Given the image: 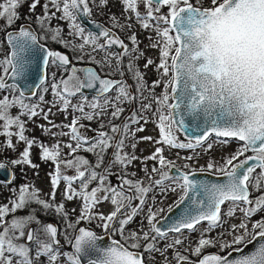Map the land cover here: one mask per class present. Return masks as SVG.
I'll return each instance as SVG.
<instances>
[{"label": "snow or ice", "instance_id": "snow-or-ice-1", "mask_svg": "<svg viewBox=\"0 0 264 264\" xmlns=\"http://www.w3.org/2000/svg\"><path fill=\"white\" fill-rule=\"evenodd\" d=\"M24 2L0 0V20L4 21L0 31L5 34L4 41L0 43L8 46L6 55L0 58V136L6 139L2 146L9 149H15L13 137L25 145L20 158L11 160V165L37 168L31 159V150L38 145L40 159L53 162L54 170L49 173L52 189L49 199L41 198L40 190L33 185L24 184L11 189L13 198L0 204V264H153V253L163 257V264H172L167 256L169 250L173 251L172 259L176 264H264V0H121L124 12L134 13L144 30L151 29L156 33L157 39L150 45L160 52L156 70L161 77L168 79L163 81L162 94L153 97L159 113V139L154 143L161 146L144 158L157 161L159 166L154 165L151 172L146 166L142 169L149 181L147 185L143 180L121 175L119 186L109 181V175H116L111 171L112 165L126 169L134 160L140 159L124 151L125 140L129 136L134 138L136 132L144 131L143 126L133 129L132 125H139L142 120L147 123L146 117L134 113L128 122L120 125L111 124L110 120L111 134L101 130L95 138L81 133L84 125L80 121H92L108 115L109 108L112 109L110 117L118 119L124 111L120 104L137 97L129 91L126 81L102 77L91 67L77 68L67 54L50 50L40 41L48 39L50 34L52 41L69 46L61 36L62 29L50 27V21L59 12L58 19L69 23L70 35L81 40L79 44H72L73 49L81 53L78 60H83L87 54L91 62L101 68H109V75L119 73L122 76L124 58L130 57L126 67L143 99H147L143 95L146 89L151 95L162 81H153L149 89L144 73L135 66V61L143 56L135 34L129 37L134 46L130 48L112 28L95 21L93 23L99 32L86 33L78 21L81 14L91 17L90 0H47L43 5L41 0H31L30 12H34L38 5L42 7L43 14L36 16V23L45 33L43 37L30 25L8 30L20 19L17 10ZM92 3L99 8L106 6L108 0H92ZM50 4L54 12L50 10ZM141 5L143 13L139 10ZM111 21L113 27H131V24H120L115 15ZM113 46H119L122 51L111 52ZM86 48L89 49L87 53ZM99 52L104 55L97 60L92 53ZM113 59L116 60L115 67ZM41 61L44 69L55 65L58 70L68 73L67 78L57 81L53 72L50 87L53 106L59 104L58 110L65 113L70 107L73 112L80 113L69 124H56L49 119L52 108L45 111L41 107V103H46L43 94L38 97L41 103L26 102L28 96L16 82L27 81L33 67ZM154 63L148 58L144 67ZM78 73H83V76ZM46 79L47 76L43 75L41 84ZM97 86V97L89 101L82 96L79 104H72L71 98L82 89ZM47 91V87L42 88V92ZM113 91L114 95H108ZM31 95L34 96L35 92ZM86 107L90 110L86 111ZM142 110H152V102L142 104ZM40 116L47 121V125H39L42 132L51 136H68L69 142L62 146L57 141L49 146L26 135L28 121ZM186 118L190 119L186 122ZM104 127L102 123L100 128ZM53 128L58 131L53 132ZM64 128L68 131H62ZM178 131L187 133V142L179 140ZM210 136L215 140L207 143L206 150H211L213 143L225 146L234 140L238 144L237 149L223 159V164L210 161L206 166L208 171L225 178L223 182L195 179L196 171L190 165L185 164L187 170L180 171L175 162L164 155L165 145L194 151L204 146ZM140 139L153 140L151 136ZM131 147L135 149L136 143ZM64 148L68 149L67 153H64ZM109 148L113 149V159L105 164ZM80 151L92 153L96 157L95 163L77 155ZM185 159L192 160L193 157ZM173 169L177 175L171 174ZM69 170L72 174H68ZM199 171L204 172L205 168ZM5 172H8V164L0 162V175ZM14 180V173L8 172L0 183L10 184ZM61 182L65 185L63 199L81 202L75 221L71 220L65 203L56 201ZM154 188H159L161 193L179 192V199L167 208L172 212L183 205L179 216L171 220L167 228L161 227L158 217L165 209L155 208V196H152V204L148 205L145 213L147 230L142 227L139 231L126 233L134 218L145 212L149 193ZM133 201L138 203L133 205ZM103 202H110L113 206L110 213L97 211ZM226 203L229 204L226 217H234L239 211L243 218L238 224L229 225L226 232L230 239L217 240L206 233L227 223L221 216L222 206ZM32 204L40 206L45 213L55 212L64 220L65 227L60 229L54 223L42 221ZM25 209H28L27 214L16 215ZM257 216L258 219H253ZM92 220L101 222L98 227L105 234L119 235L121 239H113L107 246H102L103 236L89 228H77L82 221L90 223ZM204 222H207V227L201 231L196 246L191 248L192 255L196 257L193 260L179 251L178 246L186 239L182 235L184 230L196 231L197 226ZM170 233L179 235L164 243L163 248L159 247L161 241H168ZM61 234L72 251L63 250L59 239ZM207 248H218V251L205 254Z\"/></svg>", "mask_w": 264, "mask_h": 264}, {"label": "rangeland", "instance_id": "rangeland-1", "mask_svg": "<svg viewBox=\"0 0 264 264\" xmlns=\"http://www.w3.org/2000/svg\"><path fill=\"white\" fill-rule=\"evenodd\" d=\"M47 0H41V5L46 3ZM31 3V0H25V2L18 8V13L20 16V19H31L32 24L35 26V28L38 31V34L43 37L45 33L40 29L39 25L36 23V16L42 15V7L41 5H38L34 12L29 11V4ZM90 7L92 8V12L96 13L100 19L103 21H106L108 23L112 24L111 17L113 15L117 16V14H122V16H125L126 18L121 19L119 22L122 25L125 24H131V29L133 34L137 36L138 42H139V50L143 52V56L135 61V66L138 68L139 71L144 73V79L147 82V85L149 86V89L151 88V85L153 81L161 80L162 82L156 86L152 90V94L150 95V92L148 89H146L143 93L144 97H147V99H143L140 97L139 93L136 90V81H134L130 84L131 90L129 91L136 96L137 98L135 100H132L131 102H124L120 104V107L124 109V111L121 113L120 117L118 118L117 122H114L110 117L111 108L108 109L109 114L104 115L98 119H94L92 121H88L86 119H81L80 123L84 125L83 128L80 129L81 133L87 137L95 138L98 135L99 131H106L105 127L103 129L100 128V125L103 123L104 125H109V121L111 120V124L120 125L122 122H128L130 117L135 113L137 116L143 115L147 119V123H145L143 120L140 122L139 125H132V128L135 129L136 127L143 126L144 131L142 132H136L135 137L129 136L125 140L126 147L124 149L125 152H128L130 154H135L140 159L134 160L126 169H122L119 165H112L111 171L112 173H115L116 175H109V181L114 186H119L120 176L123 175L128 179L132 180H143L145 185L149 183L147 177L145 176L144 171L142 170L145 166L148 168L149 172H151L152 167L159 166L157 161L153 160H145V157L150 156L154 153L156 147H160L161 145H157L154 143L156 139H159V130L157 127V118L159 113L156 111L157 104L153 101L154 96H160L162 92L164 91V83L165 77H161V73L156 70V64L159 63V56L160 52L158 48H152L150 45L153 41L157 39L156 33L149 30H144L140 24L137 22L134 13L131 12H124L123 6L121 3V0H108V4L106 6H101L99 8L96 7L95 3H92V0H90ZM49 8L51 11H55L54 8H52L51 4L49 5ZM139 10L143 13L144 8L141 5ZM162 11L166 12L167 9H163ZM60 16V13H56V17H54L50 21V27L56 28L59 27L62 29L61 36L64 40L69 42V46L65 47L63 45L65 50H70L72 52L73 58L75 61H79L77 59L78 56H80V52L78 49H73L72 44H79L81 42L80 38L78 36L70 35V27L69 23L64 20L58 19ZM127 17H131V19H127ZM119 20V18H118ZM28 22L29 21H22L17 22L16 27L17 28L21 23ZM4 24V21L0 20V26ZM162 27L164 25H161ZM122 28V29H126ZM14 29V28H11ZM9 30V29H8ZM1 32V31H0ZM151 37V39H149ZM48 42H54L49 38L46 39ZM45 39H41V41L45 42ZM101 42V41H100ZM134 47V46H133ZM88 49V48H87ZM7 53V52H6ZM6 55V54H5ZM5 55H0V58H3ZM134 55H136L134 53ZM148 58H151L155 63L147 68L144 67L145 62ZM113 67L116 65V63H113ZM77 68H80L79 65L74 64ZM108 71L111 72L109 69ZM55 73V78L58 81L61 78H67L68 73L64 72L63 69H57L55 65H49L48 66V77L45 81V83L40 87L36 95L32 98H28L26 102L28 103H41L38 99V97L43 94L46 103H41V107L47 111L48 108H52L51 114H49V119L54 121L56 124H69L74 116H79L80 113L73 112L72 108L70 107L68 112L65 113L63 111H59L60 108L59 104H56V106H53L54 97L52 94V90L50 87V84L52 82V73ZM62 74V77L60 78L59 75ZM81 75V73H78ZM47 87V92H42V88ZM114 91L109 93L108 95L112 96L114 95ZM82 96L77 94V96L72 97V104H79L81 102ZM89 101H91L92 97H87ZM152 102V110L150 111H143L142 110V104H146ZM86 107V111H89ZM15 109L13 112L15 113ZM167 112V109L164 110ZM25 120H27V117H24ZM39 125H47V121L43 119L42 116L33 118L32 121H28L27 123V130L26 135H28L30 138L34 137L38 141H41L49 146L56 143L57 141H60L62 146L63 144L69 142L70 138L68 136H51L47 133L42 132ZM53 132L58 131L57 129L53 128ZM62 131H68L67 128L62 129ZM108 132L111 134L110 129ZM145 136H151L153 138L152 141H146L141 140V137ZM177 136L179 137L180 141L187 142V139L185 137H181L178 133ZM119 138V136H118ZM13 143L15 145V149H9L6 146H2L6 144V139L4 136H0V162H4L8 164L15 175V180L10 184H2L0 183V204L7 203L10 198H13L14 194L11 191V189L16 188L18 189L21 185L24 184H30L33 185L35 188L40 190L41 198L43 199H49V193L51 192V183H50V176L49 173L53 172L54 170V164L51 161H43L40 159V148L38 145H34L31 150V159L33 163L37 164V168H32L27 165H11L10 161L14 159L20 158V153L23 151L25 145L23 142H18L16 137H13ZM215 138H210V140L207 142H213ZM132 143H136L135 149L131 147ZM207 143L204 144L202 147H197L194 151L191 149H175V148H169L168 146L164 147V155L167 159L177 161L178 163H181L182 165L188 164L191 166H207V164L212 161L215 162L217 165L223 164V159L227 156H229L231 153H233L237 147L238 144L236 143H229L225 146H221L218 143H213V147L211 150H206ZM64 153L68 152L67 148L63 149ZM113 149L109 148L107 150V154L105 155V164H109L110 161L113 159L112 156ZM77 155H82L91 162L95 163L96 157L92 153H88L85 151H80L77 153ZM192 156V160H187L185 157ZM136 173L135 176H132L131 173ZM68 174H72V171L69 170ZM155 178H159L156 174H153ZM167 184V183H166ZM94 186V185H93ZM64 183L61 182L59 188L57 189V195H56V201L57 202H63L65 203V208L70 214V218L72 221H75L77 218L79 211H80V200L74 199L72 201H65L63 199L62 193L64 190ZM152 196H155V208H164L165 211L167 210L169 205L174 204L179 199V192L173 193L171 191H168L167 193H161L159 188H154L152 192L149 193V199L148 203L145 206V212H142L141 214L137 215L134 220L127 226L126 233L128 231H139L142 227L147 230V220L145 219V213L147 212L148 205L152 204V200L150 199ZM138 201H133V205L137 204ZM32 208L37 209V216L42 221L47 220H53L56 222L57 226L60 229H63L65 227L64 220L58 216L53 211H48L45 213L44 211L40 210V206L36 204L31 205ZM72 209H76L75 212H72ZM113 210V206L110 204V202H103L101 203L97 211L103 212L105 214L110 213V211ZM164 211V212H165ZM28 209H25L23 211L17 212L16 215H25L27 214ZM163 212V213H164ZM161 213L160 216L163 214ZM52 216H55L57 219L51 218ZM241 219H236L229 223L231 224H238ZM101 222L99 220H92L90 223L88 221H82L79 225H77V228L80 226H85L93 231H95L97 234H103L104 231L102 228L98 227V225ZM206 225H200L197 227L196 231H184L183 237H186L184 240V243L180 246H178L179 251H181L183 254L188 255L190 259H196L191 253V248H194L196 246V242L198 241V238L201 235V231L206 228ZM228 228H216L215 230L211 231L210 233H206V235L216 238L217 240L221 239H230V237L227 235ZM224 233L223 236L220 234ZM111 235V234H109ZM179 235V234H174ZM174 235H169L168 241H161L158 245L159 247L163 248L164 243L171 241ZM112 236V235H111ZM115 239H121L119 235H113L112 236ZM59 239L61 240L63 250L64 251H71L70 245L65 243V237L63 234L59 236ZM123 242V241H122ZM185 249H188V251H185ZM218 249V248H214ZM209 250V248L205 249ZM152 256L155 257V260L153 264H163V257H161L158 253H153ZM168 259L172 260V264H176L175 260L172 259L173 251L169 250L167 253ZM149 260H151V257H149Z\"/></svg>", "mask_w": 264, "mask_h": 264}, {"label": "flooded vegetation", "instance_id": "flooded-vegetation-1", "mask_svg": "<svg viewBox=\"0 0 264 264\" xmlns=\"http://www.w3.org/2000/svg\"><path fill=\"white\" fill-rule=\"evenodd\" d=\"M122 14L123 13H121V14H117V18H119V21L121 20V19H124V18H126L125 16H122ZM88 19H90V20H96V21H99V22H101V23H103L105 26H107V27H110V28H112V30L121 38V39H123L124 41H125V43H127L128 45H129V47L130 48H132L133 47V45L131 44V41H130V39H129V37L133 34V32H132V29L131 28H126V29H122V28H118V27H113L112 26V24L111 23H108V22H106V21H103L102 19H100L99 17H98V15L96 14V13H93L92 12V15H91V17H87ZM32 24V23H31ZM33 25V24H32ZM33 27L35 28V26L33 25ZM84 27V26H83ZM85 29H86V27H85ZM35 30L37 31V29L35 28ZM88 32V30L86 29V33ZM37 33H38V31H37ZM101 41V43H103L104 41H103V39H101L100 40ZM41 43H43L44 45H46L45 44V42H43V41H40ZM7 46V45H6ZM47 46V45H46ZM48 47V46H47ZM50 50H55V49H60V48H54V49H51L50 47H48ZM60 50H63V51H65L67 54H68V56H69V58L72 60V64L74 65L75 64V60H74V58H73V55H71L70 53H69V51H67V50H65V49H60ZM89 51V49H85V53H87ZM110 51L111 52H121V51H118V50H116L114 47H112V49H110ZM80 55H81V53H80ZM92 55H95V57H96V59L97 60H100L102 57H103V55H104V53L103 52H99V53H92ZM129 59H130V57H125L124 58V61H123V64H122V68H123V75L121 76L119 73H115V74H111V75H109V73H110V71H108L109 70V68H107V67H104V68H101V66L100 65H98V64H95V63H93V62H91L90 60H89V56L87 55V54H84V56H83V60H79L78 62H79V67L80 68H86L87 66H92L102 77H104V76H108V78H111V79H116V80H124V81H126V83L130 86V84L134 81V78H133V75H132V73L131 72H129L128 70H127V64H128V62H129ZM113 63H116V60L115 59H113ZM115 67V66H114ZM48 75H49V73H48V68H47V77H48ZM81 76H83V73H81ZM165 80H167L168 79V77H165L164 78ZM46 81V80H45ZM45 83V82H44ZM43 83V84H44ZM42 84V85H43ZM41 85V86H42ZM40 86V87H41ZM40 87H39V89H40ZM38 89V90H39ZM129 89L131 90V87H129ZM38 90H37V92H38ZM170 88L168 89V91L170 92ZM36 92V93H37ZM36 95V94H35ZM79 95H81V96H86V97H92V98H94V97H96V96H93V95H88V94H82V93H79ZM34 97V96H33ZM29 98H32V97H29ZM171 102V101H170ZM117 120L118 119H114L113 121L114 122H117ZM105 130L108 132V130L110 129V126L109 125H105ZM181 137H184L183 136V134L180 132V131H178L177 132ZM213 136H210L209 137V140H210V138H212ZM186 138V137H185ZM213 138H215V137H213ZM187 140H188V138H186ZM208 140V141H209ZM208 141H206L205 143H207ZM231 143H236L237 144V142L236 141H230ZM249 155H251L252 153H248ZM241 159H243V157L241 158ZM174 161V160H173ZM175 162V164H176V166H177V169H179L180 171H185V170H187V169H185L184 168V165H182L181 163H178L177 161H174ZM191 168L193 169V170H195L196 172H200L199 170H200V168H205V171L204 172H209V173H211V174H214L213 172H211V171H208L207 170V167L206 166H198V165H196V166H191ZM172 174V173H171ZM172 175H177V174H172ZM215 175H219V174H215ZM165 183H168L167 181L165 182ZM255 194H257V193H254V195ZM228 207H229V204L228 203H226L225 205H223L222 206V211H221V216H222V218L223 219H226L227 220V223H225L224 225H223V227L224 228H228L229 227V223H231L232 221H234V220H236V219H242L243 217H242V213H240L239 211H237L236 212V215L234 216V217H226L225 216V213H226V211H227V209H228ZM167 212V210L160 216V217H158V219L159 218H162L164 215H165V213ZM259 218V216H257V217H254L253 219H258ZM201 225H206L207 226V222H204V223H202ZM198 226H200V225H198ZM197 226V227H198ZM184 231H189V230H184ZM169 235H174V234H172V233H170ZM218 251V249H214V248H209V250H206L205 251V253H207V252H217Z\"/></svg>", "mask_w": 264, "mask_h": 264}, {"label": "water", "instance_id": "water-1", "mask_svg": "<svg viewBox=\"0 0 264 264\" xmlns=\"http://www.w3.org/2000/svg\"><path fill=\"white\" fill-rule=\"evenodd\" d=\"M93 21H95L96 23H99L101 25H104L103 23H101L99 21L88 19L87 16H83V14H81V18L79 19L78 22L82 26L86 27V29L88 31H92V32L98 33L99 32V29L96 28L95 23H93ZM21 25H30L31 28L33 30H35V28L33 27V25L31 23L23 22L19 26H21ZM18 27L17 28H14V29H9V30H16V29H18ZM4 39H5V34H4ZM45 47H47V46L45 45ZM113 47L116 50L121 51V49L119 48V46H113ZM54 51H60L62 54H67L65 51L60 50V49H55ZM40 55L42 56L43 53H40ZM87 67L93 68L92 66H87ZM43 75H46L47 76V69H44L43 68L42 61H41V63L39 65H36V66L33 67V70L30 73V75L28 76V80L27 81H25V80H19V81H16V82H18V83L21 84V86H22L23 90L25 91L26 96H28V98L29 97H33V95H31V93L32 92H35V94H36L37 90L42 85L41 84V79H42V76ZM9 82L11 83L12 81H9ZM26 84L29 85V87H24ZM81 93L82 94L93 95V96H96L97 97L99 95V87L97 86V88H91V89L90 88H84V89H82V92ZM188 119H190V118H186V122H187ZM180 132L183 134L184 137L188 138V135H187V133L185 131H180ZM196 134H200V133L197 132ZM2 163H4V162H2ZM8 172L14 173L13 170H12V168L9 165H8ZM8 172H5L3 175H0V180H3L7 176ZM171 173L172 174H177L176 169H173L171 171ZM194 178L195 179H200V180L206 179V180H210V181H213V182H223V180L225 179V178H223V177H221L219 175L211 174L209 172H196V176ZM183 207L184 206L182 205L181 206V209H174L172 212H168L167 211L162 218H159L160 219V226L161 227H164V228H167V226L169 225L170 221L176 219V217L179 216L180 211L183 209ZM46 222H51V223H54L55 225H57L56 222L53 221V220H47ZM80 227H85V226H80ZM85 228H87V227H85ZM98 235H101V236L104 237V240L100 242L102 244V246H107L108 244L111 243V241L113 239H115L111 235L105 234V233L98 234ZM249 247H251V245ZM70 249L72 251L71 246H70ZM208 253H215V252H207L205 254H208Z\"/></svg>", "mask_w": 264, "mask_h": 264}, {"label": "trees", "instance_id": "trees-1", "mask_svg": "<svg viewBox=\"0 0 264 264\" xmlns=\"http://www.w3.org/2000/svg\"><path fill=\"white\" fill-rule=\"evenodd\" d=\"M22 21H29L30 23H33L31 19H19L16 21V24L17 22H22ZM16 24L13 25L12 28H15L16 27ZM36 26V25H35ZM4 41V31H1L0 32V42H3ZM45 44L50 47L51 49H54V48H60V49H64L63 45H61V43H58L56 41L54 42H48L47 40L45 41ZM8 51V47L6 46L5 43H0V55H5L6 52ZM69 51V53L72 55V52L70 50H67ZM76 65H79V62L76 61L75 62ZM59 77L61 78L62 77V74L59 75ZM51 218L53 219H57L55 216H52ZM113 236V235H112ZM66 243V242H65Z\"/></svg>", "mask_w": 264, "mask_h": 264}]
</instances>
